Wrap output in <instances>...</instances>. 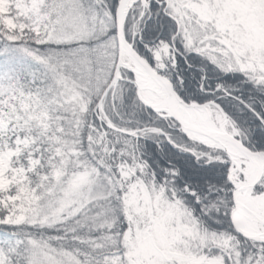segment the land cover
<instances>
[{
	"label": "snow or ice",
	"instance_id": "obj_1",
	"mask_svg": "<svg viewBox=\"0 0 264 264\" xmlns=\"http://www.w3.org/2000/svg\"><path fill=\"white\" fill-rule=\"evenodd\" d=\"M0 264H264V0H0Z\"/></svg>",
	"mask_w": 264,
	"mask_h": 264
}]
</instances>
